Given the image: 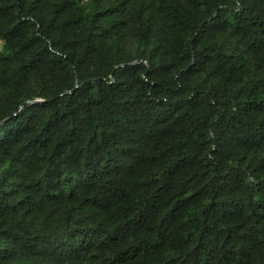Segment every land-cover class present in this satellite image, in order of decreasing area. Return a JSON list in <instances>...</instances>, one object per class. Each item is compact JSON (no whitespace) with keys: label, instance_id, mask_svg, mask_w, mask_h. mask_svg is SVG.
<instances>
[{"label":"trees","instance_id":"obj_1","mask_svg":"<svg viewBox=\"0 0 264 264\" xmlns=\"http://www.w3.org/2000/svg\"><path fill=\"white\" fill-rule=\"evenodd\" d=\"M0 264H264V0H0Z\"/></svg>","mask_w":264,"mask_h":264}]
</instances>
